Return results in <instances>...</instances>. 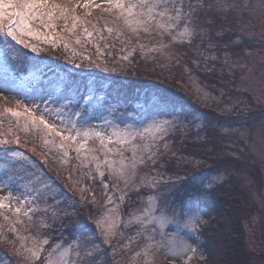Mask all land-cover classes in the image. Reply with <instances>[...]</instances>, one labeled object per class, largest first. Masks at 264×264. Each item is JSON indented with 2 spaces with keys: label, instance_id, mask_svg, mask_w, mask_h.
<instances>
[{
  "label": "rangeland",
  "instance_id": "obj_1",
  "mask_svg": "<svg viewBox=\"0 0 264 264\" xmlns=\"http://www.w3.org/2000/svg\"><path fill=\"white\" fill-rule=\"evenodd\" d=\"M58 2L75 6L76 16L91 20L95 24L101 22L119 23L116 21L114 14L105 11L106 5L102 3V0H92L87 8L84 7L86 0H58ZM97 3L102 4V6L96 8L94 5ZM190 3L192 5V16L188 26L190 30H194L191 39L187 36L180 37L177 35V38L172 40L169 35L161 36L158 31L149 34L141 33L139 38L130 32H125L124 36L132 47H137L143 53H147L156 63L158 59V63L163 68L169 69L172 67L170 66L172 63L174 66L181 65L185 74V86L194 101L220 114L240 115V121H235L236 123L234 122L232 125L224 123L223 126H219L221 129L219 128L220 133L216 138L219 141V149L216 151L220 152L221 156L231 158L230 161L239 160L249 165L248 172L238 171L240 183L246 188L250 199L255 202L259 212L263 213V220L258 217V212L257 214H251L247 223L251 246L254 250L250 262L251 264H264V114H259L264 112V0H190ZM185 11H189V9L186 7ZM207 12L220 15V18L226 24L229 23L228 20L234 21L238 26V32L230 41L224 44L221 43V46H218L219 44L216 41L211 42L212 47L210 48L215 51L207 53L209 60H202L206 58L205 47L200 46V52L197 48L198 57L190 55L187 49L180 50V47L186 42L190 43L196 38L197 34L199 36L203 35V39L210 42L213 39L212 33H214L213 36H219L231 30L228 27L223 28L221 26H202L199 23L200 16ZM70 24L71 21H69ZM34 26L40 27L39 25ZM91 26L78 25L73 33H69L64 29V22L61 20L56 24V32L61 31V36H59L63 38L71 50L74 49L78 53L81 52L87 56L83 36L80 34H84L83 27H87L89 30ZM181 30L182 27L177 29V32ZM77 36L80 37L81 43L76 42ZM244 40L246 41L245 44L241 45ZM33 42L40 44L36 40H33ZM195 45H193V49ZM200 45H204L203 40ZM187 59L191 61L188 62ZM207 71L216 72L221 78L230 79L229 83L217 87L210 85L203 80V74ZM10 87L11 91L0 94V106L3 108L0 111H4L6 115H11L8 109L22 113L25 105L30 107L34 103H39V97L35 92L28 94L18 85H10ZM152 96L157 95L152 92L147 99ZM164 98L170 101L172 106L166 109L155 122L169 120L171 126L164 140L158 142L160 158L155 170H152L150 163L145 166H138L135 177L131 180L132 186L127 189H125L124 180L117 181L115 176L107 172L106 166L102 165L99 170L104 171L105 175L109 177L111 181L109 187L111 184L115 185L113 189L111 187L108 189V197H111V202H108L107 197L101 219L103 220L105 233L113 231L117 233L116 236H112L111 243L114 240H123L119 246L113 244L115 247L111 251L113 254H123L124 252L123 256L117 258V264H201L203 259L199 231L210 219L209 212L204 207L193 205L194 214L199 217L195 233L192 231L191 225L179 220L181 214L187 217L189 215L188 209L193 207L187 199L184 200L185 206L182 200L181 203H174L177 205L176 207L169 206L170 209H166L168 213L173 211L176 213L175 218L170 216L168 224L161 227L154 219V217H160L165 211V209H159L160 202L163 199L160 195L164 192L163 185L172 188L173 186H168L166 182L176 180L175 185H177L181 181L180 177L186 176L187 173L197 170L206 163L198 157V154L187 152V147H185L186 144H189L188 142L205 140L203 135L196 133V130H199L205 119L203 117L199 118L187 104L171 97ZM147 99L142 98L135 104L134 108L130 109L127 107L128 105L119 102L121 109L127 107L129 110H136L137 112L132 117L122 116L121 119L138 129L151 126L153 123L151 113L148 110L141 111L139 108V105L144 104ZM116 101L118 100L114 98L109 100L113 104ZM21 118L24 122H16L7 131L0 132V139L15 140L19 138L21 143H25L22 139L23 132L41 134L36 130L25 127V118ZM95 123H99V121ZM43 139L49 141L46 144L50 148H55L50 153L63 151L62 156L59 154L52 155L53 160H58V157H60L58 163H56L57 166L53 165L54 168L62 172L69 169L68 165L71 162L70 150H68L69 154L66 157L64 150L58 147V137L49 136L43 137ZM144 142L151 141L149 139ZM205 142L208 145L212 141L206 140ZM137 143L141 142L138 140ZM165 144L167 148L164 147ZM25 146L33 150L38 156H44L43 153L39 154L40 149L38 147L34 145ZM76 146L77 144L73 143L71 149H75ZM207 147L213 149L212 146ZM86 148L95 151L85 153L82 150L80 160L82 159L91 169L96 170L95 162H90V157L97 155L103 161L104 151L100 148V143L96 139H89ZM200 148L204 150L205 147L200 145ZM0 153H2V149H0ZM108 155L109 158L118 159V156L112 153ZM125 155L128 156L130 153L126 152ZM85 156L88 159H85ZM174 162L175 165L173 166L172 163ZM251 166H256L261 171L257 177H263V183L259 181V185L258 180H255L259 186H263L261 189H258V185L253 179L256 175L254 176L249 171V169L254 171ZM229 174L225 170L213 172L210 174L207 184L213 187L225 180ZM74 178L80 184L79 192L87 199L82 177ZM0 179L3 178L0 177ZM72 180L71 182L75 184ZM153 180L156 186L150 187L149 185ZM3 182L8 184L9 188L0 190V199L9 193L13 199L10 202L5 200V207L0 208V243L13 250L15 254L29 259L33 257V252L38 251L37 258H39L43 252L47 251L44 264H82L84 260L88 259L89 254L95 251L94 249L102 247L101 242H97L90 244V248L84 247L81 251L78 241L73 243L64 241L51 243L48 238L41 236L40 232L31 223L37 204L32 200L33 194L30 186L25 187L21 184L11 183L9 180ZM104 183L107 182L104 180ZM138 192H141L138 195L139 197L134 195L137 204L131 206L132 208H127L128 211L124 209V204L129 205V196ZM121 196H123V199L120 198ZM94 198L95 196L91 197L92 200ZM17 207L21 209L19 213L15 211ZM30 208L32 211H29ZM114 221L115 227H113ZM13 229L15 230L13 231ZM102 238L104 240V233H102ZM45 240L48 243H44ZM194 240L197 241V244H193ZM185 243L197 248L194 255L192 253L187 256L183 254ZM189 256L191 259H189Z\"/></svg>",
  "mask_w": 264,
  "mask_h": 264
},
{
  "label": "trees",
  "instance_id": "obj_2",
  "mask_svg": "<svg viewBox=\"0 0 264 264\" xmlns=\"http://www.w3.org/2000/svg\"><path fill=\"white\" fill-rule=\"evenodd\" d=\"M199 20L202 26H221L231 29L230 32L219 36H213L214 33H212L213 39L210 42L204 40L203 35L199 36L197 34L196 38L190 43L186 42L180 47V50L187 49L190 55H196L197 57L200 52V46L205 47L206 58L202 60H209L207 53L215 51L210 48L212 47L211 42L216 41L219 44L218 46H221V43L224 44L230 41L236 36L238 26L231 20H228L229 23L226 24L220 18V15L214 12L201 14ZM104 25L105 23L103 22L96 24L98 29H102L100 32L94 31L92 26L89 27V31L92 32L91 37H88L86 34L80 35L83 36L82 39L87 50V56H90L95 63H100L101 67L106 66L116 69L115 72L108 73L100 72L97 69L83 70L84 72L93 73L96 77H107L106 80H103V83L111 86L109 89L110 98H114L128 105L127 107L130 109L134 108L135 104L142 98L147 99L149 94L153 92L156 95L171 97L187 104L199 118L203 117L205 119L199 130H196L198 135L200 134L205 137V140L188 142L189 144H186L185 147H187V152L195 155L198 154V157L208 164L205 163L204 166H200L197 170H192L186 176L180 177L181 181L177 185H175L176 180H172L169 183L166 182L168 186L173 187L167 188L163 185L164 192L160 194L163 199L160 202L159 209H170L169 206L176 207L177 205L174 203H181L182 200L184 205L186 204L184 200L187 199L191 206L196 204L199 207H204L209 212V221L199 231V237L201 239L200 246L203 253L201 264H251L250 259L253 256L254 250L251 246L247 223L249 222L250 215L257 214L259 210L255 202L250 199L246 188L241 185V180L238 176V171L248 172L249 165L239 160L230 161L231 158L221 156L220 152L216 151L219 149V141L216 139L221 129L219 126H223L224 123L232 125L235 121H240V115L220 114L215 110H210L200 105L193 100L185 86V74L182 71L181 65L174 66L172 63L170 64L172 67L169 69L163 68L158 63V59L156 63L147 53H143L137 47H132L126 40L124 34L117 38L116 33H108ZM58 33L61 36L60 30ZM200 37L201 40L199 41ZM202 40L204 45H200ZM64 42L63 40V42L54 48L51 45H45L39 41V46L46 49L39 54L40 58L45 63H50L53 66L59 65L65 68H71L72 65L68 63V59L71 58L72 50L69 47L68 51H65L63 46ZM245 42V40L242 41L241 45L245 44ZM3 44L4 37L0 36V51L3 50ZM106 45L114 46L106 47ZM193 45H195V51ZM97 46L101 49L102 56L97 55ZM234 47L237 48L236 46ZM24 52L28 56L36 55L29 49H24ZM78 54L83 53L79 52ZM66 56L68 58L67 60L65 59ZM124 57H127V59H124ZM187 60L188 62L191 61L190 59ZM76 62H80L79 58H77ZM185 62L187 61L185 60ZM3 70L0 67V71ZM74 71L79 72L81 70L75 69ZM203 80L217 87L221 85L225 86L229 83L230 79L221 78L216 72L207 71L203 74ZM14 85H18L28 94L34 93L27 82L20 83L18 81ZM0 109L3 108L0 106ZM259 114L262 115L264 112H260ZM21 121L24 122L22 118L17 119L12 115H6L4 111H0V132L7 131L16 122L19 123ZM28 127L34 131L36 130L31 125ZM36 132L41 134L39 135L28 131L23 132L22 139L25 143L20 142L18 145L12 144L8 146L23 150L32 161L37 162L34 167V172L37 174L35 191L33 190V185L27 181V177L24 180L13 179L10 181L11 183L21 184L25 187L30 186L33 194L32 200L37 204L31 221L33 227L40 232L41 236L48 238L51 243L57 241L73 243L78 241L81 251L84 247H91L90 244L101 242L102 247L99 249L92 247L95 251L89 254L88 259L84 260L82 264H117V258L123 256L124 252L123 254H113L111 251L115 247L113 244L119 246L123 240H114L113 243L108 244L103 240L102 233H100L99 229L93 233L92 227L87 226L89 224L94 225L95 218H102L105 209V200L108 197V189L110 187L113 189V184L107 190L104 189L101 183L102 179L98 172L91 169L82 159H77L74 148L69 149L71 159L68 165L69 169L65 172L56 170L54 166H57L56 163H58L57 161L60 157H58V160H53L52 155L59 154L62 156L63 151L50 153L55 148H50L43 139V137L49 136L44 135L38 130ZM206 140L212 142L207 145ZM25 145L38 147L40 149L39 154L43 153L44 156H38ZM200 145L205 147L204 150L200 148ZM207 146H212L213 149H208ZM172 164L174 166L175 162ZM251 167L254 168V171L251 169L249 171L254 176L256 175L253 179L254 181L258 180L260 185L263 177H257V175L261 171L256 166ZM218 170H225L230 174L225 180L213 186V191L205 194L202 185H208L210 174ZM74 177H82L87 199H81L83 194L79 192L80 184L77 183ZM105 177L103 182L104 180L107 183L111 182L107 175ZM71 179H73L72 181L75 184L71 182ZM259 185L258 189H261L263 186ZM139 194L141 192L130 195L128 198L130 206L124 204L123 208L127 210V208L129 209L131 206L133 207L137 204L134 197H139ZM94 196L95 198L92 200L91 197ZM73 204L76 205L74 209L71 207ZM258 217L260 220H263V213L259 212ZM76 221H79V223L74 224ZM46 258L47 251L43 252L37 259L33 257L26 259L22 255L15 254L13 250L0 243V264H44Z\"/></svg>",
  "mask_w": 264,
  "mask_h": 264
},
{
  "label": "snow or ice",
  "instance_id": "obj_3",
  "mask_svg": "<svg viewBox=\"0 0 264 264\" xmlns=\"http://www.w3.org/2000/svg\"><path fill=\"white\" fill-rule=\"evenodd\" d=\"M91 3L92 0H86L84 7H89ZM102 3L106 5L105 11L114 14L116 21L119 22H113L111 26L105 22L104 25L107 32L110 34L115 32L117 38L124 32H130L139 38L141 33L149 34L158 31L161 36L167 34L172 40H175L177 35L187 36L189 39L194 35V30H190L188 26L192 16L190 0H102ZM94 6L100 8L102 4L97 3ZM186 7L189 11H185ZM61 20L64 22V29L69 33H73L78 25H92L94 31H102L93 21L76 16L75 6L60 3L58 0H0V36L4 37L3 50L0 51V67L4 69L0 71V94L11 91L10 85L18 81L27 82L39 97V103H34L30 107L25 105L22 113L8 109L11 115L17 119L24 117L25 127L31 125L46 136L58 137V147L64 150L66 157L73 143L77 144L75 153L76 158L80 159L82 150L85 153L95 151L86 148L87 141L98 140L100 148L104 151V160L101 161L97 155H92L90 162H95L96 170L102 178V187L107 190L110 183L103 182L106 178L105 172L99 171L104 165L107 172L115 176L117 181L124 180V186L127 189L132 186L131 180L135 177L138 166L150 163L154 171L159 163L158 142L164 140L171 121L163 120L159 123L155 121L172 106V103L157 95L147 99L144 104H140L141 111L148 110L151 113L153 123L151 126L138 129L121 119L122 116L136 115V110H129L127 107L121 109L119 101L115 104L109 102L111 86L103 83L107 77L100 78L91 72L83 71L97 69L108 73L115 72V68L101 67V64L95 63L90 56L78 54L74 49L71 52V58L66 57L68 63L72 65L71 68L45 63L39 54L46 49L34 43L33 40L57 47L63 42V38L56 32V24ZM69 21H71L70 25ZM34 25L40 27L37 28ZM181 27L182 30L177 32V29ZM83 33L88 37L92 36V32L87 27H83ZM76 42L81 43L79 36ZM63 46L65 51H68L69 45L66 42ZM113 46L106 45V47ZM24 49H29L36 55L28 56ZM97 55H103L99 46H97ZM77 58L80 62H76ZM75 69L81 71H74ZM96 121L99 123H95ZM149 139L151 142H144ZM138 140L141 143H137ZM48 142L45 141V143ZM19 143V138L0 139V149H2L0 177L3 178L0 179V190L9 188V185L3 182L4 180H24L27 177V181L33 185L35 191L37 174L34 172V167L37 162L32 161L23 150L8 147ZM164 147L167 148V145L165 144ZM126 152L130 155L126 156ZM110 153L118 156V159L109 158ZM85 159L88 157L85 156ZM149 186L155 187V181L153 180ZM202 187L205 194L213 191L210 185H202ZM120 198L123 199V196ZM12 199L10 193L4 196L0 199V208L5 207V200L10 202ZM108 202H111V197H108ZM71 207L74 209L76 205L73 204ZM20 210L19 207L15 209L16 213ZM29 211L32 209L30 208ZM188 212L187 217L181 214L179 220L191 225L195 233L199 217L194 214V206L190 207ZM170 216L175 218L176 213L174 211L168 213L165 209L160 217H154V219L163 227L170 222ZM87 226L92 227L93 233L97 229L104 233V241L108 243L112 242V236L117 235L114 231L105 233L103 220L100 218H95L94 225ZM113 227H115V221ZM44 243L48 241L45 240ZM193 244H197V241L194 240ZM196 250L197 248L193 245L185 243L183 254L194 255ZM32 255L37 258L39 252H33ZM189 259H191L190 256Z\"/></svg>",
  "mask_w": 264,
  "mask_h": 264
}]
</instances>
